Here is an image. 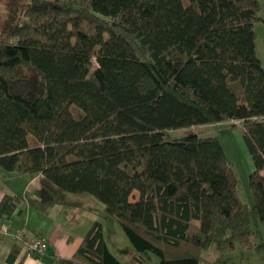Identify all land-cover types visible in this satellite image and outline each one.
Listing matches in <instances>:
<instances>
[{"label":"trees","instance_id":"obj_1","mask_svg":"<svg viewBox=\"0 0 264 264\" xmlns=\"http://www.w3.org/2000/svg\"><path fill=\"white\" fill-rule=\"evenodd\" d=\"M259 9L258 0L29 1L11 33L17 42L0 39V168L56 187L47 204L29 200L38 210L92 196L135 251L119 261L95 221L71 258L51 264H150L144 253L156 264H214L202 258L213 245L220 254L260 251L252 242L264 228ZM26 68L40 79L33 99L13 91ZM231 122L254 168L251 207L217 138L170 134Z\"/></svg>","mask_w":264,"mask_h":264},{"label":"rangeland","instance_id":"obj_2","mask_svg":"<svg viewBox=\"0 0 264 264\" xmlns=\"http://www.w3.org/2000/svg\"><path fill=\"white\" fill-rule=\"evenodd\" d=\"M30 0L15 2L14 0H0V39L15 44L16 38L12 37L11 33L14 28L19 26L24 21V11L28 7ZM54 1V0H50ZM259 2V17L260 21L254 23L253 30L256 34V54L262 61L264 67V0ZM94 67L96 66L93 61ZM26 78L14 88V93L21 94L28 99L33 97L41 89L39 76L33 73L28 68L25 69ZM231 89L239 97L241 90L238 84H232ZM232 124V123H231ZM231 124L215 126H198L188 129L170 132L172 137H182L189 134H196L199 137L217 138L224 152L225 157L231 164L234 174L238 180V197L242 204L251 207L253 205L252 192L249 185V177L253 172V164L247 148L243 140V129L241 126L231 127ZM127 140V139H126ZM90 198L91 202L85 208L91 211L96 221L100 222L103 227L104 240L110 252L122 263H128L135 251L131 247L127 238L123 234L117 222L106 216L104 206L90 195H85ZM138 199V193L134 192L131 201ZM101 208H103L101 210ZM88 231V230H87ZM86 231V232H87ZM259 234L257 238H253L252 242L256 246H261L260 251L244 250L237 247L233 253L220 254L215 246L204 254V259L214 264H264V228L259 225ZM83 235V238L86 234ZM129 253V254H127ZM127 255L128 258H125ZM143 258L149 261L150 264H156L157 258L150 254L144 253ZM127 259V260H124ZM127 261V262H126Z\"/></svg>","mask_w":264,"mask_h":264},{"label":"crops","instance_id":"obj_3","mask_svg":"<svg viewBox=\"0 0 264 264\" xmlns=\"http://www.w3.org/2000/svg\"><path fill=\"white\" fill-rule=\"evenodd\" d=\"M261 65L263 67L262 61ZM56 191V187L40 174L9 173L0 168V226L7 227L10 233L23 231L26 238L41 239L48 245L45 254L38 256L27 253L12 238L0 237V264H9L7 259L13 248L18 249L13 264H51L53 256L69 259L75 254L84 233L96 221L92 212L85 208L88 203L93 202L85 195H68V200L81 202V205H54L46 210H38L29 204L30 199L40 205L47 204ZM207 251L202 254L205 262H208L204 259Z\"/></svg>","mask_w":264,"mask_h":264},{"label":"built area","instance_id":"obj_4","mask_svg":"<svg viewBox=\"0 0 264 264\" xmlns=\"http://www.w3.org/2000/svg\"><path fill=\"white\" fill-rule=\"evenodd\" d=\"M255 121L263 122V118L255 119ZM0 237H10L17 245H20L27 253L42 256L48 249L45 241L37 238H26L23 231L10 233L7 227L0 226Z\"/></svg>","mask_w":264,"mask_h":264}]
</instances>
